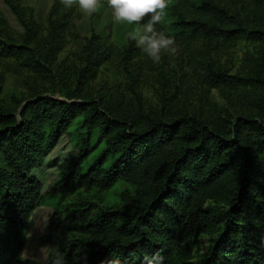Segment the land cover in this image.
Listing matches in <instances>:
<instances>
[{"label": "trees", "instance_id": "1", "mask_svg": "<svg viewBox=\"0 0 264 264\" xmlns=\"http://www.w3.org/2000/svg\"><path fill=\"white\" fill-rule=\"evenodd\" d=\"M5 2L24 32L20 43L0 36V58L51 72L65 44L67 15L53 5L43 36L33 15L24 18L16 3ZM254 2L264 12V0ZM193 7V14L173 7L157 30L170 29L187 42L241 34L264 41V30H248L213 0ZM111 50L91 32L75 85L61 81L63 99L0 100V264H51L57 250L65 264H144L156 253L163 264H264V123L251 115L208 119L168 102L159 111H130L89 99L83 87ZM203 76L212 87L242 89L247 103L264 115L263 76L230 75L211 65ZM72 124L81 134L75 153L58 167L54 189H106L116 181L129 187L115 206L84 201L54 207L46 227L56 250L44 263L22 258L23 234L41 195L33 171ZM202 235L211 237V245L194 259Z\"/></svg>", "mask_w": 264, "mask_h": 264}, {"label": "rangeland", "instance_id": "2", "mask_svg": "<svg viewBox=\"0 0 264 264\" xmlns=\"http://www.w3.org/2000/svg\"><path fill=\"white\" fill-rule=\"evenodd\" d=\"M11 1L22 9L24 18L34 16L41 25L43 36L47 33V16L53 5H56L59 14L67 15L68 26L64 47L52 65V71L45 75L29 70L17 60L0 58V100L3 102H7L11 95L24 101L35 95L63 99L61 81L65 78L67 86L75 85L73 74L80 66L82 46L94 32L105 39L112 50L109 60L99 67L97 75L83 87L89 99L130 111L139 106L159 111L168 102L191 115L208 119L251 115L264 123V115L257 113L250 102L247 103L242 89L212 87L203 76L204 68L211 65L230 75L264 77V41L261 39H250L241 34L227 40L217 38L187 42L167 29L163 32L174 38L176 51L162 54L161 61L153 63L134 41L127 38L126 34L132 26L113 22L106 0H103L104 6L100 11L91 17L82 15L75 8H64L60 0ZM200 1L173 0L167 13L176 6L186 14H193V6ZM213 1L226 8L248 30H264V12L258 9L254 0ZM23 32L16 15L5 0H0V36L10 42L20 43ZM69 130L70 133L61 137L43 165L33 171L41 183V195L23 234L22 258L44 263L48 255L56 250V245L47 241L46 227L54 207L84 201H90L95 208L115 206L120 203V192L129 187L122 181H116L106 189H54L59 177L58 167L64 159L75 153L74 142L81 134L75 124ZM97 151L98 148L93 154ZM210 245L211 237L202 235L194 259L205 255Z\"/></svg>", "mask_w": 264, "mask_h": 264}, {"label": "clouds", "instance_id": "3", "mask_svg": "<svg viewBox=\"0 0 264 264\" xmlns=\"http://www.w3.org/2000/svg\"><path fill=\"white\" fill-rule=\"evenodd\" d=\"M106 2L107 7L111 9L113 22L132 26L131 31L126 34L127 38L134 41L153 63H159L162 54H173L176 51L174 38L156 28L166 16L173 0H106ZM60 4L66 9L75 8L82 15L89 17L98 13L104 6L103 0H60ZM154 260L163 264V257L159 253L150 258L146 257L144 264H153ZM51 264H65L63 254L58 250Z\"/></svg>", "mask_w": 264, "mask_h": 264}]
</instances>
